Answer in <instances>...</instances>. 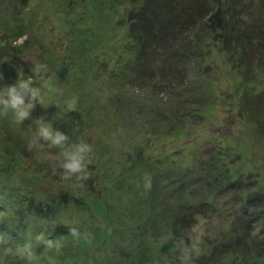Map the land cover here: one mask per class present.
Listing matches in <instances>:
<instances>
[{
    "label": "rangeland",
    "instance_id": "obj_1",
    "mask_svg": "<svg viewBox=\"0 0 264 264\" xmlns=\"http://www.w3.org/2000/svg\"><path fill=\"white\" fill-rule=\"evenodd\" d=\"M183 1L0 0V85L32 77L46 93L33 117L93 147L77 184L29 147L31 120L0 114V188L28 187L35 204L0 234V264H264V199L251 201L264 193L263 46L211 27L204 53L184 61L201 30L159 25L161 12L182 15ZM224 1L264 20V0ZM140 24L153 34L142 47ZM175 40L184 44L171 59ZM205 200L214 208L197 211ZM8 239L19 242L4 254Z\"/></svg>",
    "mask_w": 264,
    "mask_h": 264
},
{
    "label": "trees",
    "instance_id": "obj_2",
    "mask_svg": "<svg viewBox=\"0 0 264 264\" xmlns=\"http://www.w3.org/2000/svg\"><path fill=\"white\" fill-rule=\"evenodd\" d=\"M223 1L224 0H216L215 1L216 5L215 4L211 5L209 0H198V1L197 0H184L183 4L181 5L182 10H183L182 15H179L178 17H174V14H173V16H168L169 17L168 20L164 17L165 14L161 12V23H159V25L161 28L166 26L164 29L168 30L167 32H170L173 34L177 31L181 32L182 31L181 29H187L185 30L186 31L185 35H187L190 29L196 28V30H201L200 34L198 35L197 39L194 42L190 40H187L186 44H184L183 42L182 43L180 42L181 44H184L183 45L184 48L181 51V55L184 61L187 62L190 59L197 60V58L195 57V52L204 53L206 46L203 43L204 39L202 38V33L204 32L205 29H211V27L213 29H217L218 26L226 30L227 33H225V35L228 34L230 38L234 37L238 41V43H243V47H244V44L245 45L250 44V45H254L256 49H258V47L260 46H263L262 51L264 50V20L258 21V18H254V17L252 21L248 20L249 18L247 17V14H251L252 12L251 9L250 10L248 9V6L246 9H242V11L243 10L247 11V12H242L246 14L245 18H242L241 16L242 14L241 12H239L241 10H238L237 6L234 3L227 4V1H224L225 4H223ZM130 19H131L130 26L133 28L136 25L138 18L131 17ZM183 20H185L184 21L185 23H183ZM181 21L183 23V26L181 27L180 30H178V28L180 27L179 25L181 24ZM188 22L190 24L186 25ZM251 23H254L253 33L256 31L258 35L252 34V31L249 33V28L251 29V26H250ZM148 27L149 26L147 25L140 24V27L135 28V33L133 36L136 38V44H138L141 47L144 44H147L150 41H152L151 37L153 34H149L147 36V34L145 35L143 33V29H147ZM152 27H154V29L150 33H155L156 26L153 25ZM255 28H258V29H255ZM148 29H150V27ZM180 43L177 44L175 40L172 43V46H171L172 49L168 48L170 49L168 51H172L175 53L173 57H170L171 59H173L174 56H176L177 54L178 55L180 54V51H178L179 49H182V46L180 45ZM239 48H242V46H239ZM261 62L264 65V59H262L260 62L255 63L257 64L256 67H260ZM195 66L196 65H194L193 68L197 72L201 66V63L198 64L196 67ZM186 70L188 71L186 75L184 74L185 78H184L182 87L188 90L187 88L190 87L189 84L190 83L193 84L192 79H191L193 74L192 72L189 71V69H186ZM178 72L181 74L180 70H178ZM260 98H261L260 101L262 100V102H264V99L261 93H260ZM262 109H263L262 111H264V107ZM259 121L261 123H264V116L261 119H259ZM257 177L258 175L255 176V178ZM24 188L26 189H23L22 187L21 189L16 188L15 190L11 188L5 189V187L0 188V192L3 191V193H0L2 194V197H0V216H2L0 218V234L2 235H6L5 233L9 232L8 231L9 227H12L15 222L21 219H25L23 216L27 218V215H29V211L33 207L34 203H30L29 207L26 205L27 203L26 197L29 196L28 194L29 188L28 187H24ZM257 194L258 196H256V192H254V195L251 198V201L253 203L258 201L256 204V209L258 208L259 202H261L264 199V193H257ZM207 202L208 201L205 200V203ZM36 206H42V205L36 204ZM197 207H198L197 209L198 211L201 209L211 210L209 208L213 206L210 203H207L206 205H201V203H197L195 205V208ZM232 208H233V211L231 212V217H232V222L234 224V228L236 229L237 227L239 231L245 230V228H241L237 226V224H235L239 220H244V221L246 220L245 218L241 219L240 217L236 216V214L238 213L237 209H239V206L238 207L232 206ZM42 210H45V209H43L42 207ZM43 212H41L40 214H42ZM249 229L250 228L248 227L247 231ZM44 234H47V232L45 231ZM240 236L242 237V235ZM7 241L9 242H8V245L7 244L5 245V247L7 246V248H11L12 250L14 249L13 247L16 246L17 243L19 242V240L17 239L13 241L14 244L11 245L10 239H8ZM229 241H230V238H229ZM36 247L38 249L40 248V251H41L40 243H37ZM235 247H237V245ZM7 252L8 251H6L4 254H6ZM37 255L38 254H35V256ZM16 256H20V255H16ZM16 256L14 257V259H18L20 261V257H16Z\"/></svg>",
    "mask_w": 264,
    "mask_h": 264
},
{
    "label": "clouds",
    "instance_id": "obj_3",
    "mask_svg": "<svg viewBox=\"0 0 264 264\" xmlns=\"http://www.w3.org/2000/svg\"><path fill=\"white\" fill-rule=\"evenodd\" d=\"M43 70V66L35 65V77ZM45 103L44 88L34 83L32 77L25 79L23 72L14 85H0V114L10 117L14 126L22 127L25 121L31 120L27 127L29 147L54 161V169H59L62 176L81 184L88 178L87 163L93 147L82 139L70 141L67 134L55 128L54 122H49L44 117L34 118L33 110L36 105L44 107ZM67 107L69 112L75 111V101L68 102ZM6 251L11 252L12 249L7 248Z\"/></svg>",
    "mask_w": 264,
    "mask_h": 264
}]
</instances>
